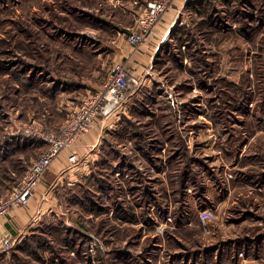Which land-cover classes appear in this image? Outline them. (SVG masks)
<instances>
[{
  "label": "rangeland",
  "instance_id": "obj_1",
  "mask_svg": "<svg viewBox=\"0 0 264 264\" xmlns=\"http://www.w3.org/2000/svg\"><path fill=\"white\" fill-rule=\"evenodd\" d=\"M148 1L0 0V199L117 67L138 83L0 264H264V0H185L138 61Z\"/></svg>",
  "mask_w": 264,
  "mask_h": 264
},
{
  "label": "built area",
  "instance_id": "obj_2",
  "mask_svg": "<svg viewBox=\"0 0 264 264\" xmlns=\"http://www.w3.org/2000/svg\"><path fill=\"white\" fill-rule=\"evenodd\" d=\"M170 5L171 0H150L144 5L126 35L131 49H137L146 40ZM137 87V81L129 78L125 68L119 66L99 91L88 94L70 112L58 135H47L44 138L47 144L45 152L31 161L12 190L0 199V220L5 219L14 209L27 207L53 160L63 150L72 148L81 137L89 134L98 119L107 120L135 93ZM69 162H77L75 152L69 157ZM16 241L12 235L0 230V256L10 251Z\"/></svg>",
  "mask_w": 264,
  "mask_h": 264
},
{
  "label": "crops",
  "instance_id": "obj_3",
  "mask_svg": "<svg viewBox=\"0 0 264 264\" xmlns=\"http://www.w3.org/2000/svg\"><path fill=\"white\" fill-rule=\"evenodd\" d=\"M185 2V0H174L172 7L162 15L145 42L139 47V51L136 52L134 58L138 61H146L147 58L153 56L159 50L180 17ZM89 134L81 137L72 148L63 150L53 160L28 206L14 209L5 219L0 220V230L12 235L15 239L25 237L32 227L30 218L43 214L46 211V206L55 201V189L58 185H62L64 182H80L88 176L93 156L90 153L94 147L92 136ZM73 152L78 156L77 164L69 162V157ZM21 227H25V229L21 233L22 235H18V229Z\"/></svg>",
  "mask_w": 264,
  "mask_h": 264
},
{
  "label": "trees",
  "instance_id": "obj_4",
  "mask_svg": "<svg viewBox=\"0 0 264 264\" xmlns=\"http://www.w3.org/2000/svg\"><path fill=\"white\" fill-rule=\"evenodd\" d=\"M180 22L181 21H178L177 23H176V25L173 27V29H172V31H171V36L177 31V25H179L180 24ZM85 235H83V237H84ZM86 237V236H85Z\"/></svg>",
  "mask_w": 264,
  "mask_h": 264
}]
</instances>
